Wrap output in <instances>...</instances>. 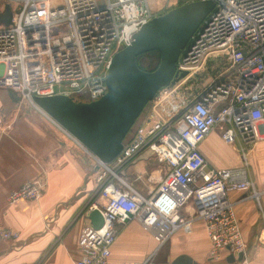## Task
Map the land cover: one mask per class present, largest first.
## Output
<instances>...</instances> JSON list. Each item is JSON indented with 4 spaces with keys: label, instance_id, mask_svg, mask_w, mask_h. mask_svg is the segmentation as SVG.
Returning a JSON list of instances; mask_svg holds the SVG:
<instances>
[{
    "label": "built area",
    "instance_id": "2783aa9c",
    "mask_svg": "<svg viewBox=\"0 0 264 264\" xmlns=\"http://www.w3.org/2000/svg\"><path fill=\"white\" fill-rule=\"evenodd\" d=\"M10 1L20 3V9L11 25L0 28V90L17 94L38 110L62 137V145L86 155L97 169L103 203L90 211L99 210L104 223L99 229L84 228L79 241L82 255L75 264H114L111 254L118 228L133 220L153 235L159 248L179 231L201 222L210 241V259L245 255L247 245L230 195L257 194L249 176L248 152L262 138L264 128V0L218 1L177 62V74L186 76L163 89L171 94L187 81H197L211 58H225L228 68L177 112L163 107L165 99L158 94L143 124L109 164L100 162L36 107L33 97L65 95L78 102L98 101L108 91L112 57L129 46L144 25L174 9L177 1L184 5L209 0ZM217 129L223 142L236 148L243 162L239 167H210L202 154V143ZM145 150L169 168L148 196L122 176ZM43 189L41 182L29 181L9 198L39 201ZM189 204L194 212L186 220L180 211ZM19 238L0 225V242ZM261 238L264 243V233Z\"/></svg>",
    "mask_w": 264,
    "mask_h": 264
},
{
    "label": "crops",
    "instance_id": "0c3cea01",
    "mask_svg": "<svg viewBox=\"0 0 264 264\" xmlns=\"http://www.w3.org/2000/svg\"><path fill=\"white\" fill-rule=\"evenodd\" d=\"M7 5L12 14L20 9L18 2L0 0V17ZM3 26L0 22V28ZM260 131L262 138L250 155L257 194L242 191L230 195L247 245L245 259L234 264H264V128ZM221 135V129L212 132L200 147L202 154L210 167H239L236 148L226 145ZM0 137V225L20 235L18 241L0 242V264H75L82 255L81 233L91 225L90 207L103 203L92 160L69 145L63 146L62 137L42 114L7 90H0ZM168 171L152 152L145 150L122 176L136 191L148 196ZM29 181L44 185L41 199L11 202L10 194ZM193 212L189 204L180 214L187 220ZM118 229L111 254L114 264H155L158 256L156 264H167L182 254L199 264L210 259V241L201 222L176 233L167 243V256L161 254L167 244L159 248L153 235L137 221ZM229 256L224 254L216 264H229Z\"/></svg>",
    "mask_w": 264,
    "mask_h": 264
},
{
    "label": "water",
    "instance_id": "95a60500",
    "mask_svg": "<svg viewBox=\"0 0 264 264\" xmlns=\"http://www.w3.org/2000/svg\"><path fill=\"white\" fill-rule=\"evenodd\" d=\"M219 0L196 1L176 7L154 18L134 35L132 43L117 52L111 60L106 83L107 93L98 101L85 103L65 95L33 97L40 110L48 114L100 162L111 163L123 150L124 141L146 107L160 90L174 86L186 73L177 74V62ZM10 6L0 17L5 26L12 23ZM159 52L161 61L154 71L138 66L139 56ZM94 229L103 226L99 210L90 211ZM230 255L229 264L242 262ZM167 264H199L182 254Z\"/></svg>",
    "mask_w": 264,
    "mask_h": 264
},
{
    "label": "rangeland",
    "instance_id": "374dc122",
    "mask_svg": "<svg viewBox=\"0 0 264 264\" xmlns=\"http://www.w3.org/2000/svg\"><path fill=\"white\" fill-rule=\"evenodd\" d=\"M99 1L102 4L104 0H99ZM181 5H182L181 2L177 1V5H175V6L179 7ZM160 61H161V59L159 58L158 54H151V52H150V54H148L144 58H142L141 64L147 71L150 72V71H154L158 68ZM227 68H228V63L225 60V58L215 59L209 63V66L207 67L206 71L203 73V76L198 78L197 81H195V80H192L189 82L187 81L185 83V86H183L182 88H180L179 90H176L175 92H173L171 94H168L169 92L166 93L165 90L162 89L158 94L160 95L161 99H165L164 100L165 106H163V107H165L166 109H169V110L173 109L174 112L179 111L183 105H186V104L191 102L194 93L200 92L207 85V82H209L212 78L217 77L220 72L225 71ZM150 108H151V103L146 107L144 112L141 114L139 119L136 121V123L133 127V130L128 134V136L125 139V142H127L133 136V134L135 133L137 128L143 124L145 117H146V114L150 110ZM254 147L252 149H250V151L248 152L249 153L248 162H249V176L250 177L253 174L252 168L250 165V155H252ZM241 159H242V157H241ZM241 162H242V160H241ZM242 164H243V162H242ZM169 251H170V247H169V244H167L164 247L163 252H161V254H165L167 256ZM159 258H160V256H158L157 261ZM209 260L207 261V259H206L203 262V264H216V262H217L216 260H212V259H209ZM157 261H155V264ZM150 263H151V261H150Z\"/></svg>",
    "mask_w": 264,
    "mask_h": 264
},
{
    "label": "trees",
    "instance_id": "16d2710c",
    "mask_svg": "<svg viewBox=\"0 0 264 264\" xmlns=\"http://www.w3.org/2000/svg\"><path fill=\"white\" fill-rule=\"evenodd\" d=\"M148 54H150V53H148ZM148 54L141 55V56H139L138 59H137L138 66H139L142 70H144V71H147V70L142 66L141 61H142V58H144V57H145L146 55H148ZM151 54H158V55H159V58L161 59V55H160L159 52L155 51V52H151Z\"/></svg>",
    "mask_w": 264,
    "mask_h": 264
}]
</instances>
